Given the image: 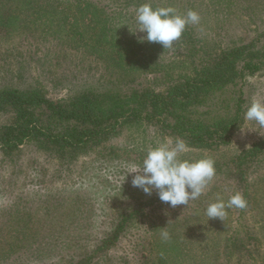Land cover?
Wrapping results in <instances>:
<instances>
[{"label": "rangeland", "instance_id": "374dc122", "mask_svg": "<svg viewBox=\"0 0 264 264\" xmlns=\"http://www.w3.org/2000/svg\"><path fill=\"white\" fill-rule=\"evenodd\" d=\"M145 2L196 11L200 23L171 49L141 42L146 33L133 32ZM263 32L264 0H0V91L32 89L64 102L166 94ZM239 89L242 124L215 149L191 147L157 117L127 121L78 149H0V264H264V127L244 119L254 98L264 101V69L208 96L193 117H229ZM13 118L0 110V127ZM177 138L190 149L181 159L215 161L214 180L187 207L161 202L155 190L145 195L132 186L135 173L126 177L149 148ZM237 192L246 207L209 220L217 194L227 202Z\"/></svg>", "mask_w": 264, "mask_h": 264}, {"label": "trees", "instance_id": "16d2710c", "mask_svg": "<svg viewBox=\"0 0 264 264\" xmlns=\"http://www.w3.org/2000/svg\"><path fill=\"white\" fill-rule=\"evenodd\" d=\"M262 41L264 32L249 43L224 51L193 80L174 86L166 94L148 90L102 97L82 94L64 102L49 101L32 89L2 90L0 110L12 112L14 118L0 127V149L10 153L26 143L46 144L61 151L78 149L100 142L127 121H153L156 117L191 147L215 149L226 144L242 124L243 93L239 89L229 117L209 124L194 118V109L211 94L263 70Z\"/></svg>", "mask_w": 264, "mask_h": 264}, {"label": "clouds", "instance_id": "9594fccd", "mask_svg": "<svg viewBox=\"0 0 264 264\" xmlns=\"http://www.w3.org/2000/svg\"><path fill=\"white\" fill-rule=\"evenodd\" d=\"M200 19V15L193 10L181 15L171 6L153 8L151 2H145L136 8L137 27L133 33H146L140 38L141 42L159 43L164 49H171L181 39L186 27L198 25ZM244 119L264 127V101L254 98L247 107ZM188 151L190 149L186 142L180 138L174 144L170 141L159 143L147 150L141 164L128 166L126 177L135 173L132 186L142 190L145 195H151L155 190L161 202L171 207H187L204 193L216 176L215 161L210 158L181 159V154ZM246 205V200L239 192L227 202L217 194L215 202L207 205L205 215L209 220L218 218L223 221L227 209H243ZM161 238L166 242L170 240V234L162 231Z\"/></svg>", "mask_w": 264, "mask_h": 264}]
</instances>
